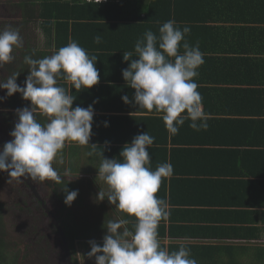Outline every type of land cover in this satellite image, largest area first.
I'll return each mask as SVG.
<instances>
[{
    "label": "crops",
    "instance_id": "crops-1",
    "mask_svg": "<svg viewBox=\"0 0 264 264\" xmlns=\"http://www.w3.org/2000/svg\"><path fill=\"white\" fill-rule=\"evenodd\" d=\"M148 1L134 0L132 8L123 7V12L131 15L141 11L143 15V4ZM234 1L236 0L179 1L181 8L178 10L181 21L184 25L190 26L189 36L195 39V43L199 42V29H202L199 25L219 29L221 34L224 31L220 29V26L226 27L225 30L228 33L237 28L242 30L252 26H264V20L261 23L253 22V4H249L247 9L242 11L237 8ZM192 8L203 14V20L195 15L192 16L190 13ZM206 10H208L207 13ZM104 20L111 22L110 19ZM112 21H119L120 24L125 21L127 26L139 25L133 19L131 23L130 20ZM32 22L34 24L32 27L25 28L33 39L28 42L25 53H30L29 49L35 52L51 49L45 33L39 26V21ZM100 23L89 33L91 40L97 34L102 36V42L95 45V47L103 48L101 49L102 57L96 63L100 80L91 89H83L81 93L75 90V103L77 106L86 108L88 104H93V100L90 99L92 95L94 100H98L100 108H95L94 105L97 104L95 103L94 113L107 115L110 118L101 121L102 125L108 122L107 127L93 125V134L89 143L96 144V147L105 150L102 145L108 141L106 147H118L120 151L125 143L132 141L136 134L134 130L128 135L122 132L126 121L119 116L159 115L154 110L138 109L133 105L125 104L121 99L124 95L131 97L135 91L130 96L131 88L126 85L122 77V69L127 68L129 64L123 61V52L134 51L136 40L151 27L143 24L130 29L120 25L119 31L115 33L110 31L111 26L108 23ZM82 29L87 31L86 27H80L73 36L74 40L80 46L83 45L88 53L100 54V50H95L98 52L88 50L86 37L80 35ZM156 34H159L158 31ZM204 39L208 45L209 38L204 35ZM210 44L211 42L207 50L206 63L200 66L197 79L194 78L200 82L198 85L201 88H198V91L202 96V110L210 117L209 127L207 130L195 131L189 127L190 122L186 123L180 128L175 139L173 141L169 139L166 143L168 150L166 162L172 165L173 173L163 181L157 196L167 199L171 206V215L168 221H161L158 229L159 236L161 243L170 251L176 250L180 244L190 247L191 255L198 264H264V91L259 94L248 93L249 97L243 101L238 99L243 94L229 93L235 97L227 95L223 88H230L233 85L220 81L222 74L225 78V72L221 70L218 61L215 70V58L218 55L213 49L214 46ZM52 47L55 52L56 42L52 44ZM263 72L264 69L253 71L255 77L262 75ZM67 87L71 88L68 81ZM128 105L138 110L127 109ZM260 124L263 126L257 131L256 127L261 126ZM136 127L132 125L131 128ZM171 134L168 131V138ZM227 135H229L228 138ZM110 136H116L119 139L110 138ZM91 147L70 141L68 149L70 155L71 150L73 151L70 166L75 165L74 170H77L76 182L84 184L85 188L88 186V190L99 189V184L101 189H106L107 186L99 178L92 179L93 172L98 174L100 162L94 161L95 151L93 150L96 147L93 149ZM89 152L93 154L90 156ZM174 152H176L175 155L171 156ZM104 157L111 159L116 156L109 154L108 150ZM82 160L85 161L82 162ZM92 195L95 198L97 194L92 193ZM80 205L83 206V211L89 212L87 215L77 217V230L80 231L85 226L83 221H86L82 218L92 217V212L95 210L99 209L102 215L107 214L113 219L124 215L107 199L102 202L98 200L93 203L81 202ZM92 207L95 208L92 209ZM103 222L104 220L101 221V225ZM99 227H94L92 231L93 240H99L105 234V230H102L101 238L98 237ZM86 244L87 242L82 244L80 253L90 251V247Z\"/></svg>",
    "mask_w": 264,
    "mask_h": 264
},
{
    "label": "clouds",
    "instance_id": "clouds-1",
    "mask_svg": "<svg viewBox=\"0 0 264 264\" xmlns=\"http://www.w3.org/2000/svg\"><path fill=\"white\" fill-rule=\"evenodd\" d=\"M158 32L157 35L146 30L136 40L134 51L123 52V61L129 64L122 69V77L135 91L131 97L124 95L121 99L138 109L163 113L162 119L172 134H178L186 121L195 131L207 130L210 117L202 110V96L194 79L205 62L199 43L191 44L187 39L190 26H181L175 19L164 22ZM101 42L102 36L97 34L94 43ZM23 46L19 27L8 25L0 29V68L13 62L14 50ZM34 55L35 51L24 57L29 70L23 86L17 83L20 73L0 80V89L6 90L0 101L19 93L31 102V107L14 110L17 119L9 133L12 139L0 150V172L18 182H23L21 178L61 182L62 176L53 164L63 162L66 142L97 146L89 141L93 134V105L98 100L86 108L73 107L76 96L72 90H88L99 83L98 58L75 40L43 58L35 59ZM60 79L70 82L71 88L59 85ZM38 115L48 117V122L41 123ZM154 140L146 131L124 144L119 159H109L101 153L96 179L107 187L99 188L96 200L107 199L124 215L107 223L104 220L102 245L88 241L90 251L83 255L94 259V264H198L187 245L180 244L170 251L161 243L159 225L170 218L171 206L157 193L163 181L172 175L173 167L164 162L153 170L148 148ZM108 143L105 141V145ZM70 172L66 169L64 175ZM63 191L64 203L70 207L78 190L69 191L65 186Z\"/></svg>",
    "mask_w": 264,
    "mask_h": 264
},
{
    "label": "trees",
    "instance_id": "trees-1",
    "mask_svg": "<svg viewBox=\"0 0 264 264\" xmlns=\"http://www.w3.org/2000/svg\"><path fill=\"white\" fill-rule=\"evenodd\" d=\"M134 0H105L103 2H96V1H86V0H27L24 3L25 7V14L28 15V19H25V27H27L28 23H31L34 20L39 21V26L43 33H45L47 38V43L51 49L49 50H40L39 52H35L33 58L40 59L45 56L50 55V52L53 53L52 44L56 42L57 50L67 45L70 41L74 40V35L79 31L81 28H87V31L82 29L80 31L81 36H85L88 41V50L91 49L92 52H98L95 50H100L99 47H95L96 43H94V38L91 40L89 33L94 30L100 22L108 23L111 26L110 31L117 32L121 26H125V28L134 29L137 26H150L154 33L159 30V27L169 19H175L177 23L181 26L184 24L181 21V15L179 14V10L181 5L179 1L181 0H149L147 3L143 4L142 10L144 12L141 15V11L128 15L127 13L123 12V7L131 9ZM138 2L140 0H137ZM125 2V5H124ZM234 3L237 4V8L245 11L249 4H253L252 11L254 13V17H252L253 22L257 21L261 23L264 20V0H236ZM179 8V10H178ZM120 11V14H119ZM122 12V14H121ZM208 10H206V13ZM190 13L195 15V17L202 19L203 14L199 11L190 10ZM122 15V16H121ZM261 16V17H260ZM25 17V16H24ZM112 17V18H111ZM104 19H110L111 22H108ZM136 21L139 25H129L125 23L124 20L129 22H133L131 20ZM112 20H123L124 23L120 24L119 21H112ZM204 20H206V16H204ZM113 22V23H112ZM102 24V25H103ZM107 25V24H106ZM202 29H199V46L200 50L204 51V61L206 63L207 59V50L210 45L214 46L213 49L217 52V57L215 58V70L217 66V61L221 65V70L225 72V78L223 74L221 75L220 81L232 84L233 86L230 88H223V91L228 93L227 95L231 97L232 94L229 93H240L243 94L240 100H244L248 98V93H262L264 90V72L262 75L255 77L253 71L255 70H262L264 69V26H252L247 27L245 29L237 28L235 31L226 32V27L220 26L224 32L221 34V31L216 28H208V25H199ZM204 29V30H203ZM78 30V31H77ZM157 30V31H156ZM201 32L205 33L202 34ZM159 33V32H158ZM201 33V39H200ZM119 35V34H118ZM204 35H206L208 39V45L205 43ZM189 42L195 45V39L189 36L187 37ZM83 47V45H81ZM206 47V48H205ZM30 53H25L23 56L32 55V49H29ZM101 59V54L90 53ZM199 70V69H198ZM197 79V77H196ZM195 79V80H196ZM24 77H19L17 79V83L20 84L24 82ZM196 82L199 84L198 80ZM59 85L67 87V81L64 79H60L58 81ZM253 85V86H252ZM201 88V87H199ZM128 89V88H127ZM83 90V89H82ZM81 90V91H82ZM133 94L134 89H130ZM77 91V93H81ZM76 93L75 89L72 90V94ZM238 95V94H237ZM230 98V97H229ZM91 100L94 101L93 95L90 97ZM90 105V104H88ZM77 104L73 103V107H76ZM131 106V105H130ZM132 111L138 110L137 108H130ZM95 108H100V105L97 103L94 105ZM163 113H159V115L153 116H143V115H132V116H119V118L124 119L125 124L123 125L122 132L128 135L129 133L132 134L133 130L136 135L141 134L143 132H148L151 136L155 137L154 144L148 148L150 157H151V167L156 168L157 165L164 163L167 161L168 157V150L166 148V143L169 141H173L178 134H171L170 138H168V130L165 126V123L162 119ZM107 115L102 114H95L93 117V125H99L103 128L104 125L101 124V121L107 120ZM133 121V122H129ZM190 121H186L189 123ZM132 125H136L135 129H132ZM184 125L182 127H184ZM261 126L256 127V130L259 131L262 128ZM94 129V128H93ZM105 136V135H104ZM229 135L226 137L228 138ZM108 137V136H105ZM110 138H117L116 136H110ZM106 139V138H105ZM119 139V138H117ZM107 140V139H106ZM72 148V147H71ZM101 147H96L93 156L94 161L101 163V155L100 153L103 152L105 155L108 153L114 155L116 157L119 156L118 147H106L102 145ZM93 149V147H91ZM71 150V155H72ZM112 152L115 154H112ZM176 152L172 153L175 155ZM108 156V154H107ZM119 159V157H118ZM72 164V162L70 163ZM100 165V164H99ZM72 166V165H71ZM62 168V166L60 165ZM63 170V169H62ZM84 223L83 231L86 229L92 231V228L89 224V217L82 218ZM2 220H0L1 222ZM93 224V220L90 221ZM87 227V228H86ZM97 227V226H96ZM98 228V227H97ZM102 233L98 230V237L101 238ZM73 236V237H72ZM72 236H68L69 240H71V247L72 241L76 238H79L76 233H72ZM83 237L85 234L82 235ZM87 236L85 237L84 242L87 240ZM99 241L98 244L102 243V238L97 240ZM2 243V239L0 240ZM88 243V241H87ZM3 244V243H2ZM4 245V244H3ZM5 246V245H4ZM6 247V246H5ZM7 248V247H6ZM3 258H9L8 254H3ZM11 263V262H10Z\"/></svg>",
    "mask_w": 264,
    "mask_h": 264
},
{
    "label": "flooded vegetation",
    "instance_id": "flooded-vegetation-1",
    "mask_svg": "<svg viewBox=\"0 0 264 264\" xmlns=\"http://www.w3.org/2000/svg\"><path fill=\"white\" fill-rule=\"evenodd\" d=\"M25 1L27 0L1 1L4 7L0 8V29L8 25L19 27L24 46L14 50L13 55L15 56V60L13 62L5 64L0 68V80L7 79L13 73H20L18 78L24 77L25 79L28 75L29 66L24 63L23 54L28 42L30 40L33 41V39L25 28H30L33 24L28 23L27 27L24 25V14L26 12L24 7ZM34 41H36L35 38ZM20 85L23 86L24 82H21ZM5 96L6 90L0 89V97ZM24 107H31V102L24 100L19 93L13 94L11 97H7L5 100L0 101V150H2L5 142L12 139L9 133L13 130L17 119L14 110ZM37 119L40 120L41 123L48 122V117L43 115H38ZM69 143L70 141L66 142L65 148L62 151L63 162L57 161L53 164V167L56 168L62 176L61 182H57L54 179L31 180L30 178H21L23 182H18L17 179L8 177L7 173L0 172V193L2 191L5 193V197L9 199L11 205L16 204L18 210L17 214H19L21 210L22 214L24 213L23 215L32 219V223L39 226L35 233L33 232L35 229L34 225L30 226V234L34 233L35 235L32 243L26 246V249H24L21 255V258L24 257L23 260H30L29 255L33 257L30 261H27L28 264H55V261L51 257L52 254H56L54 253L56 249L59 252L62 264H94V259L90 260L83 255L85 253H80V250H82L81 244L84 242L85 237L87 236L88 238L85 241L87 242L94 239L92 238L94 234L88 229L85 231H83V229L82 231L77 230V221L81 216V214L78 215V213L83 211V206L80 205V203L87 202L86 200L89 194L87 195L86 193L88 186L85 189L83 188L85 187L84 184L82 185V183L76 182L77 170H74L75 165L70 166V159H72V157L68 151ZM66 169L71 170L69 175H64ZM9 180L11 182H8ZM65 186H67L69 191L78 190L79 193L70 207L64 203L65 193L63 188ZM71 217H74L76 220H71ZM90 226L92 228L96 227V225L93 224H90ZM42 229H44V231L52 230L57 239L51 240L47 237V239L42 238L45 239L44 241L39 239L41 238L40 231ZM76 231L79 238H75L72 241V245L74 244L72 248L71 240H69L68 236H72V233H76ZM83 234H85L84 237L82 236ZM2 235L3 234L0 233V240L5 238ZM95 241L97 243L99 242L97 240ZM3 244L7 248L10 246L9 243L4 241ZM86 245L90 247L88 243ZM79 247L81 248L79 249Z\"/></svg>",
    "mask_w": 264,
    "mask_h": 264
},
{
    "label": "rangeland",
    "instance_id": "rangeland-1",
    "mask_svg": "<svg viewBox=\"0 0 264 264\" xmlns=\"http://www.w3.org/2000/svg\"><path fill=\"white\" fill-rule=\"evenodd\" d=\"M1 1L2 0H0V8L4 7L2 6ZM24 16H25V19H28V15L24 14ZM34 21H38V20H34ZM31 24H33V22ZM84 161L85 160H82V162ZM83 172H86V171L83 170ZM91 175H92V179H95L97 177L96 175L98 174H95L93 172V174ZM99 187L101 188L100 184H99ZM93 189L95 188H90L89 190L87 189L86 191L87 195L89 194L86 201H88L89 203L97 202L96 197L94 198L92 193L97 194L99 189H95V191H93ZM13 205H11L9 199L5 197V193H3L2 191L0 193V220H2L0 222V233L3 234L2 235L3 237H5V238H2V243L4 241L6 243H9L10 246L6 248L0 242V264H28L27 261H30L31 258L33 257H30L31 255H29L30 260H23L24 257L21 258V255L24 249H26V246L29 243L30 244L32 243L33 237L35 235L34 233L37 231V228H39V226L37 224L32 223V219H29L27 216L23 215L24 213L22 214L21 210L19 214H17L18 210H17L16 204L14 206ZM94 208L95 207H92V209ZM88 213H89L88 211H82V212H79L78 215L80 214L87 215ZM92 213H93L92 217H89V220L90 221L93 220V225H96L97 227L100 226L99 230L101 232L102 230H105L102 227L103 224L101 225V221L105 220V223H107L108 220L113 219L112 217H109L107 214L102 215L101 210L99 209L93 211ZM104 213H106L105 210H104ZM72 219L74 221V217H71V220ZM32 225H34L35 229L33 230L34 233L30 234L31 233L30 226ZM40 232H41L40 234L41 238L39 239L46 238V237L50 238L51 240L57 239L56 235L54 234L52 230L44 231V229H42ZM42 240L44 241L45 239H42ZM83 243L85 242H82V244ZM80 248L81 247H79V249ZM5 251L8 253L9 258H3L4 257L3 254H7ZM54 253L56 254H52L51 258H53V260L55 261V264H62L60 261L59 252L57 251V249L55 250ZM27 258H28V255H27Z\"/></svg>",
    "mask_w": 264,
    "mask_h": 264
},
{
    "label": "built area",
    "instance_id": "built-area-1",
    "mask_svg": "<svg viewBox=\"0 0 264 264\" xmlns=\"http://www.w3.org/2000/svg\"><path fill=\"white\" fill-rule=\"evenodd\" d=\"M87 1H91V0H87ZM93 1H102V0H93Z\"/></svg>",
    "mask_w": 264,
    "mask_h": 264
}]
</instances>
